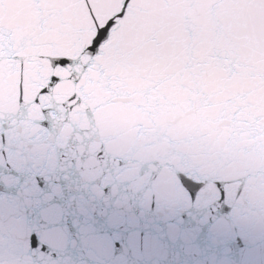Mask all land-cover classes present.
Returning a JSON list of instances; mask_svg holds the SVG:
<instances>
[{"label":"snow or ice","instance_id":"obj_1","mask_svg":"<svg viewBox=\"0 0 264 264\" xmlns=\"http://www.w3.org/2000/svg\"><path fill=\"white\" fill-rule=\"evenodd\" d=\"M123 242V237H121V243ZM40 243V241L38 240V237L36 234H33L31 236V246L33 248H36L38 246V244Z\"/></svg>","mask_w":264,"mask_h":264}]
</instances>
